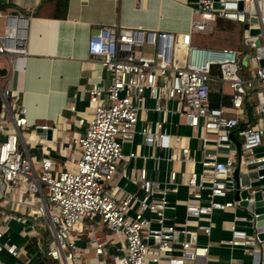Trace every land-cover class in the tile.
Segmentation results:
<instances>
[{"label":"built area","instance_id":"obj_1","mask_svg":"<svg viewBox=\"0 0 264 264\" xmlns=\"http://www.w3.org/2000/svg\"><path fill=\"white\" fill-rule=\"evenodd\" d=\"M176 1L189 8L186 31L105 24L87 35L86 51L108 73V80L105 84L93 81L86 87L89 109L82 131L70 137L76 148L70 169L52 172V158L47 153L31 160L25 149H20L21 127H31V132L35 125L50 128L47 124H27L23 105L11 114L10 126L0 122V197L7 200L12 191L23 207L20 215L3 213V221H21L25 215L41 223L48 235L44 254L51 264H78L88 248L92 250L88 261L100 256L98 264H218L207 253L209 241L175 238L179 233L207 236L213 226V211L230 213L225 221L228 237L215 243L239 247L248 254V264H264V64L250 61L260 56L264 59V0ZM141 2L134 0L135 5ZM251 16L255 21H249ZM217 19L245 23L242 38L250 48L243 64L250 62L246 77L240 75L242 67L237 63L246 54L243 50L189 41L191 31L211 30ZM249 28H256V32L250 34ZM2 37L13 38L14 31L5 30ZM23 51L0 39V54ZM211 67L218 72L211 73ZM208 78L219 83L216 104L209 101ZM236 83L240 89L235 88ZM250 89L253 100L247 113L243 102ZM6 91L0 90V97ZM145 96L152 100L151 109L158 117L144 119L136 129ZM168 100H174L172 110L180 121L197 129V156L189 149L188 135L167 130ZM76 121L81 124L83 120L79 117ZM134 132L145 145L167 149V160L197 163L199 169H183L182 179L177 180L178 170L171 168L160 185L146 177L144 167L132 176L121 169L119 175L139 190L125 191L112 180L123 157L121 143L129 141ZM134 154L131 151L125 157ZM178 183L184 185L185 197L175 202L182 205L192 227L186 220L169 222L164 217L165 209L175 204L166 193L175 191ZM42 184L47 188L46 196ZM241 190L247 197L239 195ZM256 192L260 212L239 203L242 199L256 201ZM144 211L152 216H144ZM95 223L122 239L121 252L113 255L110 263L104 260V240L95 232ZM83 229L87 239L78 246ZM1 245L8 254L17 256L16 246ZM0 264L15 263L0 260Z\"/></svg>","mask_w":264,"mask_h":264},{"label":"crops","instance_id":"obj_2","mask_svg":"<svg viewBox=\"0 0 264 264\" xmlns=\"http://www.w3.org/2000/svg\"><path fill=\"white\" fill-rule=\"evenodd\" d=\"M0 5H3L0 6V39L5 45L13 42L24 50L20 53L0 54V90H7L3 96L5 104L2 96L0 97V122L4 121V125L10 126L11 114L23 105L27 124L50 125L51 137L40 138L29 131L28 144H25L20 135L18 146L25 149L31 160L47 153L52 162L57 161L63 165L71 160L72 153L76 156V148L70 142V137L82 131L87 117L89 108L86 87L93 81L105 84L108 80V73L86 51L87 35L94 32L99 25L105 24L166 31H186L189 25V8L176 0H142L139 5H135L134 0H0ZM11 11H16V14H11ZM8 29L14 31L13 38L2 37ZM252 100V94L246 96L243 102L245 111ZM222 102L226 105V96ZM143 105L144 108L138 112L136 129L144 119L158 117V113L151 109L152 100L149 97L145 96ZM166 105L170 110L165 115L167 130L183 136L188 135L189 149L197 156V129L192 130L180 121V117L172 110L174 100L166 101ZM79 117L83 120L81 124L76 121ZM43 141L46 149L42 147ZM131 151L135 152L134 156L125 157ZM121 153L123 157L116 165L112 182L125 191L139 192L136 184L119 175L121 169L132 176L136 169L144 167L146 177L159 185L167 179L168 170L171 168L178 170L177 180L182 179L183 169H199L197 163L167 160V149L145 145L137 132L133 133L129 141L121 143ZM14 195L11 191L7 200L0 197V242L13 244L18 253L17 256H12L1 245L0 260L5 263L33 264L42 257L47 258L44 251L48 235L41 223L35 222L29 216L24 215V220L21 221H3L2 214L5 212L22 214L23 207L18 204ZM184 197L183 184L178 183L175 191H168L166 198L175 204L173 208L165 209L164 217L169 222L186 220L188 226L192 227L193 222L186 216L182 205L175 202ZM143 214L146 217L152 216L147 211ZM210 218L213 226L207 236L198 232L184 237L179 233L175 238H189L198 243L209 241L207 253L218 264H248V254L239 247L215 243L218 239L228 237L225 221L230 218V213L213 211ZM106 229L100 223L94 227L95 232L104 240V260L110 263L112 256L121 252L122 239L111 231L109 237L103 236ZM85 232L86 229H83L79 235L78 246L87 239ZM91 257L92 250L88 248L81 255L78 264H98L96 260L100 256L89 262Z\"/></svg>","mask_w":264,"mask_h":264},{"label":"rangeland","instance_id":"obj_3","mask_svg":"<svg viewBox=\"0 0 264 264\" xmlns=\"http://www.w3.org/2000/svg\"><path fill=\"white\" fill-rule=\"evenodd\" d=\"M245 26V23L236 21V20H221L219 24H217L215 27H213L211 30H201V31H191L189 33V41L192 44L196 45H202V46H208L213 48H220V47H231L238 50H243L244 53H246L250 48H248V45L244 42L242 38V28ZM252 50V49H251ZM237 63L241 66H243V63H241L239 60ZM248 67H250V62H248ZM247 68V67H246ZM244 69V68H243ZM218 71L216 69H211V73H217ZM244 75V73L242 74ZM208 83L210 85V88L218 90L219 83L216 79L208 78ZM252 94V89L249 91ZM31 130V127H21L20 128V135L23 137V140L25 144H28L27 139H29V132ZM44 141L41 143L42 147L45 148V145L43 144ZM46 149V148H45ZM47 152V151H45ZM75 154L72 153L71 160L59 164L57 161L51 163V170L52 172L57 171L58 168H64L70 169L71 164L75 163ZM41 189L46 196L48 191L44 184L41 185ZM54 209H51L53 211ZM97 223H95L96 225ZM107 228V227H106ZM0 229L2 230V225L0 226ZM111 235L110 230L107 228L105 232L103 233V236L109 237ZM45 242V241H44Z\"/></svg>","mask_w":264,"mask_h":264},{"label":"water","instance_id":"obj_4","mask_svg":"<svg viewBox=\"0 0 264 264\" xmlns=\"http://www.w3.org/2000/svg\"><path fill=\"white\" fill-rule=\"evenodd\" d=\"M214 5H216V2H214ZM250 10H252V6H251V4H250ZM264 12V11H263ZM11 14H16V11H11ZM249 21H251V22H253V21H255V18L254 17H249ZM254 32H256V28H249V33L250 34H252V33H254ZM247 41V40H246ZM257 41L255 40V42L254 43H256ZM248 53H246V54H244V57L241 59V62L244 64V63H246V59L248 58ZM250 61H251V63H257V65H259V66H261V65H263L264 64V59H263V57H258V58H256V60H253L252 58L250 59ZM235 88L236 89H240V87H239V84L238 83H236L235 84ZM6 93H7V91H6ZM2 99H3V103L5 104L6 102H5V98L2 96ZM32 129H33V133H35L36 135H38L40 138H46V139H49L50 137H51V130H50V128H44L42 125H35V126H33L32 127ZM239 195L241 196V197H247V193H246V191L245 190H241L240 192H239ZM254 198L256 199V201H254V202H250V201H246V200H244V199H242V200H240V204H242V205H244L246 208H248V209H252L254 212H260L261 210H262V208H261V206H260V202L259 201H257V198H258V193L256 192V193H254ZM259 218H260V215L259 216H257V221H256V224H258L259 222H260V220H259ZM261 235V234H260ZM187 236H189V234H185L184 235V237H187Z\"/></svg>","mask_w":264,"mask_h":264},{"label":"trees","instance_id":"obj_5","mask_svg":"<svg viewBox=\"0 0 264 264\" xmlns=\"http://www.w3.org/2000/svg\"><path fill=\"white\" fill-rule=\"evenodd\" d=\"M1 7H3V5H0ZM36 14V11L35 13ZM221 20H224V19H217L215 21V24H214V27L220 23ZM242 69H241V72H240V75H242L244 73V75H242L243 77H246L247 76V73H246V65H243L241 66ZM214 69V67H211V69ZM244 68V69H243ZM219 98V94H218V91L216 89H213L212 87L210 88V91H209V101H210V104H216L217 103V100ZM223 99V97H222ZM0 105H1V99H0ZM247 113H248V110H247ZM33 264H51L50 260L48 258H44L42 257L41 259L37 260L36 262H34Z\"/></svg>","mask_w":264,"mask_h":264}]
</instances>
